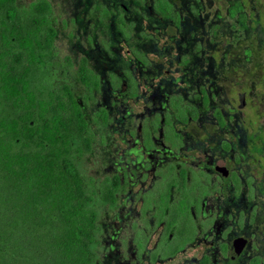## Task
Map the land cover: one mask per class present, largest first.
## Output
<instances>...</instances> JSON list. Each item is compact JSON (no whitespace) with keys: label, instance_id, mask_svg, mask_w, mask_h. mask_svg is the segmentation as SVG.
I'll return each mask as SVG.
<instances>
[{"label":"flooded vegetation","instance_id":"af4514ba","mask_svg":"<svg viewBox=\"0 0 264 264\" xmlns=\"http://www.w3.org/2000/svg\"><path fill=\"white\" fill-rule=\"evenodd\" d=\"M245 1L82 0L87 102L56 24L54 66L112 119L97 264H264V63L246 59Z\"/></svg>","mask_w":264,"mask_h":264},{"label":"trees","instance_id":"16d2710c","mask_svg":"<svg viewBox=\"0 0 264 264\" xmlns=\"http://www.w3.org/2000/svg\"><path fill=\"white\" fill-rule=\"evenodd\" d=\"M252 1L263 4L245 1V43L252 46L246 59L264 63L262 9L248 10ZM54 20L50 0H0V217L9 227H38L42 236L52 224V251L33 264H97L100 207L114 199L112 180L99 181L80 164L94 131L78 94L54 66ZM86 69L79 74L90 86ZM8 242L0 235V264L6 255L27 263Z\"/></svg>","mask_w":264,"mask_h":264},{"label":"rangeland","instance_id":"374dc122","mask_svg":"<svg viewBox=\"0 0 264 264\" xmlns=\"http://www.w3.org/2000/svg\"><path fill=\"white\" fill-rule=\"evenodd\" d=\"M33 0H21L23 4H28ZM53 4L55 10L56 24L59 29V36L57 40V50L59 63L65 61L67 67H62L65 69L63 74L68 77L71 82L76 86V91L83 101H88V94L85 92L82 85L79 83L78 76V61L79 57L82 55L81 49L77 46L75 39L82 35L87 29L92 28L89 22L83 18V5L82 0H50ZM259 3L256 4L252 1L246 8L253 12H258V9L264 10V0H256ZM259 11L261 14V22L264 21V12ZM255 18L258 14H254ZM241 16L236 13V21L239 20ZM254 24L258 25L259 22L256 20ZM248 24L244 23L245 29L248 28ZM258 29L260 27L257 26ZM74 36H71V35ZM72 38V39H71ZM264 56V53H263ZM68 57L71 59L69 62ZM105 100L102 97L91 100V104L87 110L88 116L91 121L93 130L96 133L95 143L93 149L86 153L81 159V166L84 171L92 176H103L111 170L110 162L106 159L104 150L108 145L102 143V141L111 140L110 134V123L112 119L108 122L100 116V109L103 107ZM104 220H107V225L110 224V212L108 207H106L103 213ZM7 218L4 216L0 217V235H5L8 239V244H12L14 247L13 251L18 249L22 255H27V260L25 263L21 256V262L14 255H6L5 261L8 264H33L37 261L46 258L48 252L52 251V246L50 242L53 240V227L50 224L49 234L42 236L39 228L30 227L31 230L27 229V224H22L15 228L13 225L8 226L9 223L5 222ZM4 228H9L10 234L7 236L4 234ZM11 251V252H13ZM18 253V252H17ZM19 254V253H18ZM101 264H108L110 262L109 255H105L104 252L101 253ZM24 262V263H23ZM6 263V264H7Z\"/></svg>","mask_w":264,"mask_h":264}]
</instances>
